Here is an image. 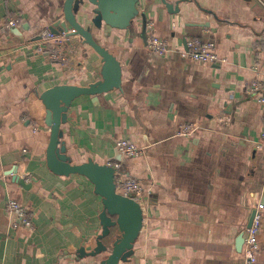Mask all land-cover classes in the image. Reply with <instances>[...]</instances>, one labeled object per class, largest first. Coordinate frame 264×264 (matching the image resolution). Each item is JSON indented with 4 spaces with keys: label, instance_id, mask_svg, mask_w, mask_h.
Listing matches in <instances>:
<instances>
[{
    "label": "crops",
    "instance_id": "crops-1",
    "mask_svg": "<svg viewBox=\"0 0 264 264\" xmlns=\"http://www.w3.org/2000/svg\"><path fill=\"white\" fill-rule=\"evenodd\" d=\"M63 4L0 0V264H101L109 254L89 255L102 231L93 184L55 175L46 164L50 128L41 94L89 86L103 71L101 58L87 45L69 44L72 38L64 44L67 65L34 51L39 32L63 16ZM136 7L132 27L123 30L97 28L77 14L117 59L121 76L118 88L72 101L61 125L66 153L72 164L118 161L142 183L143 226L119 264H242L240 236L255 206L264 205V151L255 148L264 103L247 92L254 80L264 85V7L255 0H138ZM9 20L16 27L2 31ZM146 22L167 42L164 56L146 49ZM188 39L214 42L220 61L181 58ZM224 116L228 126L219 122ZM185 124L196 131L178 135ZM120 139L143 155L122 158ZM8 200L28 210L32 228L6 210ZM258 241L255 264H264V208Z\"/></svg>",
    "mask_w": 264,
    "mask_h": 264
},
{
    "label": "water",
    "instance_id": "water-1",
    "mask_svg": "<svg viewBox=\"0 0 264 264\" xmlns=\"http://www.w3.org/2000/svg\"><path fill=\"white\" fill-rule=\"evenodd\" d=\"M138 0H64L63 16L49 30L55 34L65 33L72 38L75 47L87 45L102 60V80L86 87L77 85H57L44 91L40 99L45 106V123L50 128L46 149L48 169L58 176L80 175L87 178L95 192L102 198L103 211L99 218L101 233L96 238V248L89 255L108 253L101 264L124 262L131 252L133 243L143 226V210L134 199L119 193L114 182V170L107 165H99L89 160L83 164H72L62 139L61 125L66 122L67 110L72 101L80 96H97L120 84L121 69L117 59L94 39L89 28L78 22L77 14L82 12L90 17L91 23L100 28L105 24L111 28L132 27L137 15ZM166 6L170 4L164 2ZM74 37L80 38L78 40ZM117 152V150H116ZM118 153V152H117ZM12 180L23 188H28L25 180L11 172ZM253 214L247 227H250ZM240 236L239 243L242 244Z\"/></svg>",
    "mask_w": 264,
    "mask_h": 264
},
{
    "label": "built area",
    "instance_id": "built-area-1",
    "mask_svg": "<svg viewBox=\"0 0 264 264\" xmlns=\"http://www.w3.org/2000/svg\"><path fill=\"white\" fill-rule=\"evenodd\" d=\"M255 1L264 7V0ZM16 24V20H9L3 24L2 31L16 27ZM145 29L147 32L146 49L148 52L164 56L168 52L167 42L154 35L152 22H146ZM69 39L65 33L55 34L49 29H43L39 32L38 41L33 45V48L36 53H45L52 61L61 65H67L72 60V56L66 50L64 44ZM180 57L199 64H215L220 61L215 51L214 42H201L197 39L186 40L185 48L180 51ZM247 92L258 96L259 101L264 103V85L262 82L254 80L249 85ZM219 122L228 126L229 118L226 116L221 117L219 118ZM196 129L197 127L192 124H185L178 135H189L196 131ZM115 147L122 158L137 159L144 153L142 147L124 139L118 140ZM255 148L264 151V132L261 133L259 140L255 144ZM106 165L114 170V182L117 191L126 197L134 199L142 208L144 188L141 181L129 176L118 161L108 162ZM5 208L8 212L16 215L20 226L28 229L32 228V215L23 205L14 200H8ZM263 208L264 205L261 203L255 206L251 225L243 233L242 264H255L256 262L257 253L260 250L258 234L261 228ZM17 225L14 224L13 227H17Z\"/></svg>",
    "mask_w": 264,
    "mask_h": 264
}]
</instances>
